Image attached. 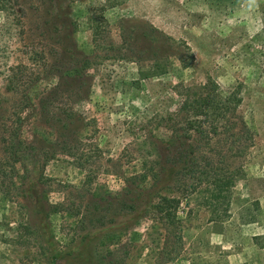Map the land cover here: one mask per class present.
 I'll return each instance as SVG.
<instances>
[{
  "label": "rangeland",
  "instance_id": "rangeland-1",
  "mask_svg": "<svg viewBox=\"0 0 264 264\" xmlns=\"http://www.w3.org/2000/svg\"><path fill=\"white\" fill-rule=\"evenodd\" d=\"M153 69L165 72L141 76ZM207 81L238 91L253 147L227 163L243 164L228 217L211 221L190 196L183 250L156 255L160 230L122 217L125 177L181 87ZM17 118L14 155L3 145ZM0 155V264H111L110 252L116 264H264V0H0ZM37 178L43 216L23 192Z\"/></svg>",
  "mask_w": 264,
  "mask_h": 264
},
{
  "label": "trees",
  "instance_id": "trees-1",
  "mask_svg": "<svg viewBox=\"0 0 264 264\" xmlns=\"http://www.w3.org/2000/svg\"><path fill=\"white\" fill-rule=\"evenodd\" d=\"M97 35L94 28L93 43L97 42ZM88 62L86 60V65ZM164 70L153 69L154 73L149 71L141 76L159 75ZM82 71L65 76L66 81H79L84 76ZM181 89L183 93H177L180 97L178 106L161 117L154 135L145 137V153L140 168L125 177V215L122 217H125V224L149 219L153 228L160 230L164 247L156 255H161L167 248H175V253L183 250L185 217H181L180 212H183L182 207L188 208L190 196H196L200 202L199 209L207 210L211 221L228 217L231 190L242 176L243 164L241 162L231 170L227 163L231 158L243 160L254 141L252 131L239 114L241 98L238 91L222 95L212 81L195 88ZM67 117L66 126L74 120L71 114ZM11 123L12 133L8 134L3 146L5 152L15 155L26 141L20 137L21 119ZM221 143L224 150L216 152L212 149ZM9 160L0 155L1 188L7 178L4 163ZM12 169L15 170V165ZM40 182V178L30 182V189L23 192L25 198L33 200L35 212L43 216L45 207L37 192ZM60 207L65 205L56 208ZM185 215L190 217L191 212L187 211ZM112 221L115 222V218ZM106 222L105 219H97L93 228H104ZM92 234L87 233L88 236ZM109 256V262L116 264L114 252Z\"/></svg>",
  "mask_w": 264,
  "mask_h": 264
}]
</instances>
